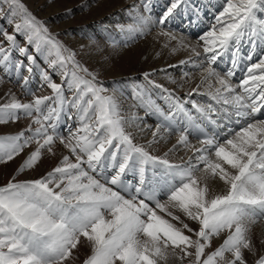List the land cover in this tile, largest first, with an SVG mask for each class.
Listing matches in <instances>:
<instances>
[{"label":"snow or ice","instance_id":"snow-or-ice-1","mask_svg":"<svg viewBox=\"0 0 264 264\" xmlns=\"http://www.w3.org/2000/svg\"><path fill=\"white\" fill-rule=\"evenodd\" d=\"M182 2L185 0H171L159 19L161 26ZM3 3L8 8L4 18L14 25V34L0 29L8 42L7 48L0 44V68L5 73L14 69L20 77L21 69L27 67L32 74L36 60L27 47H18L15 34L19 33L60 75L61 83L41 72V79L52 94L36 96L26 87L30 75L24 76L22 87L32 95L31 101L21 103L13 96L0 105V124L14 123L21 114L30 120L25 130L30 135L22 131L0 136V164L36 144L16 174L0 186V264H65L81 244V238L90 247L83 264H160L169 255L181 261L194 257L189 264H247L244 250L256 254L249 235L251 226L264 220V18L258 15L264 13V0H225L212 30L200 36L209 65L205 71L209 77L215 75L220 85L210 98L231 108H205L193 103L199 113V117H194L169 92L165 99L170 103L165 112L150 96L146 98L144 88L137 85L134 89V98L140 105L154 110L161 118L152 133L154 140L161 129L171 132L180 114L187 118L186 125L176 127L178 138L173 145L193 152L194 160L190 157L185 164L171 163L167 153L164 158L157 157L134 144L124 129L119 103L114 96L104 94L106 89L96 84L95 75L49 34L43 22L20 0ZM149 4L150 0L143 5L145 12L150 10ZM148 19L139 16L136 26L127 31L143 34ZM162 34L177 39L163 29ZM245 41L253 53L259 48L260 55L257 62L247 67V74L238 85L242 93H236L230 83L234 71L229 69L222 77L211 65L218 57L231 53L235 69ZM14 50L26 57L27 65L12 56ZM246 58L253 60L252 55ZM148 75L145 79L149 85L168 92L149 80ZM65 91L72 96L67 97ZM68 108L75 109L78 126L69 129L65 137L58 129ZM220 112L229 113L228 118L237 117L236 123L243 120V125L239 129L218 125L225 127L226 132L208 135L197 120L216 124L212 115ZM32 125L36 127L33 129ZM190 127L203 133V138L197 137L202 147L190 143ZM57 140L70 155H64L40 179L18 181L20 173L37 166L42 150L55 154ZM70 156L75 157L74 162ZM197 172L201 175L197 176ZM129 174L138 176V182L129 181ZM210 181L221 182L224 189L214 194L215 185ZM186 221L198 227H190ZM221 237L222 243L206 254L212 239ZM255 264H264V255Z\"/></svg>","mask_w":264,"mask_h":264},{"label":"rangeland","instance_id":"rangeland-1","mask_svg":"<svg viewBox=\"0 0 264 264\" xmlns=\"http://www.w3.org/2000/svg\"><path fill=\"white\" fill-rule=\"evenodd\" d=\"M154 1H157V3L159 4L157 6L160 7L158 10H155V8L154 10H152V7H154L153 3H155ZM20 2L25 5V7L33 16H35L39 21L43 22L45 27H47L49 34L54 36L57 41H59L67 49L74 53L75 59L83 67L87 68L90 73H93L95 75L96 84L106 89V92L104 94L115 97L120 106V115L123 118L124 129L128 134L131 135L134 144L139 145L138 141H140L142 144L147 146L149 152L154 151L152 153L150 152V154L164 158V153H167L166 158L171 163L183 164V162H180L178 160L179 152L173 150L169 151L170 149H173V145H176V141L174 140H177L178 132L176 131V127H180L179 125L174 126L171 132H164L163 129H161L160 134L167 135L169 137L166 140H163L161 143H159L160 139L157 142L159 143L157 145L145 143V140L147 139V136L150 135V132L153 133L154 131H156L157 125L161 122V118L155 113L154 110L140 105L139 101L134 98V89H136L137 85L144 88L146 98L150 96V98L155 101L157 105H159L165 112H167L168 104L170 103V101L163 99V96H165L166 93L170 92L175 97L174 93L177 92V89L188 90L184 86V84H186L187 82L191 84L193 77H199L198 74L202 73L205 70L204 68L208 66V64L204 61L203 62L205 64H200L201 61L199 60V63H197V65L194 64L195 62L192 60L193 63L191 62L192 65H190L191 67L188 70V73L186 72V75L181 78L178 77L179 74L177 71H171L168 70V68L166 69L167 71H159L155 69L159 68V65H168L174 60H181V58L193 57L194 60H197V58L192 55L194 54L192 49H194L195 47L196 50L197 46L203 43V41L200 40V36L212 30L213 25L216 24L217 15H219V13L223 10L225 0H185V2H182L177 7V9L174 10L173 15L169 17L168 22L163 26L159 24V19L163 16V13L167 11V8L170 7L171 0H150L149 11H151V13H149V11L145 12L143 7V5L145 3H148L149 0H20ZM98 8L103 10L98 11ZM0 9H2V13H0V29L7 31L8 34H14V25H10L7 19L4 18V14L8 13V8L3 3V0H0ZM107 10L110 11L107 12ZM208 10H210V13H206L209 17L206 21V19L203 18L202 15ZM141 15L149 18L148 25L144 29L143 34L141 35L140 32H128L127 29L130 26H136L138 17ZM258 15L264 18V13H258ZM175 17H178V19L182 23V27L184 28H188V21L182 22V17H185L187 19H195L194 21L196 22H194L193 26H189L193 27V34H195V36L193 37H195L196 40L192 39L191 37L188 38L186 35H184L186 32L184 31V29L179 31L178 33V30L181 29V25L178 22H174L172 18ZM207 22L209 23V25ZM204 28L206 29L203 30ZM162 29L164 32H170L172 35H176L177 39L171 40L167 38L163 40L164 44L162 43V40H156L155 43L158 44L159 47L153 45L152 48L150 46L149 49L139 57L141 63L145 65L144 68L140 69L141 71L123 64L120 58L124 55L123 53L129 51L134 46L141 45V43H144L147 39L149 40V38L151 40L155 39L156 36H164L162 34ZM15 36L18 47H27L29 52L34 55L36 63L33 66V72L31 75L28 73L27 67H24L21 69L20 77H17L14 69L10 73H5L3 68H0V105L9 102L10 98L13 96L21 103H28L31 101L32 95L27 94L25 88L22 87V85L24 84V76L30 75V79L26 87L32 93H35L36 96H47L52 94L51 89H49L47 85L42 81L41 72H47L52 77L55 83H61L60 75H58L55 71H53L51 67H49V64L45 60V58L38 55L32 45L27 44L25 37L19 33H16ZM179 39H181L180 41H182V44L178 43ZM246 43L244 45H248ZM0 44H2L5 48L8 47V42L4 39L2 34H0ZM245 51H247V49H245ZM242 52H240L241 57L239 58V60L241 63L246 62L247 65H245L243 69V72H245L248 65H250V62H257L259 56L256 58L254 57V54H251L254 61H249L246 57L243 56ZM257 53V55H260L259 52ZM147 54L149 57L147 56ZM227 55L228 53L225 54V57H227ZM248 55H250V53H248L247 56ZM12 56L16 60L22 61L24 65H27L26 57L21 56L18 50H14L12 52ZM182 61H184V59H182ZM228 61L231 62V54L228 55ZM231 64L232 63L227 64V66H229L228 69L230 68ZM213 65L219 68H214ZM213 65H211V67L214 69L215 73L219 74V76L222 75L223 77L227 72L222 61L217 60ZM197 66H199V68ZM183 69L185 68H180V72L182 71V74H185V71H183ZM232 70L235 72V69ZM145 73L149 74V80L154 81L155 84L161 85L164 89H167L168 92H164L161 90V88H156L152 85H149L148 81L145 79ZM106 74H108V76H106ZM189 74L193 77L189 76ZM81 75H83V73H81ZM85 78L90 79L91 77ZM240 78L241 76H239L238 79L231 78L234 79V81L230 80V83H232V85L234 86L236 93H242V89H240L238 87V84H236L237 81L240 80ZM243 78H241V80ZM206 80H210V84L208 87L214 90V92L216 88L220 87V85L217 83V77L215 75L208 77ZM174 81L183 85L179 86L178 88L177 85H174L176 84ZM154 89H156L158 92H156ZM65 95L67 97H71L72 93L65 91ZM226 95H229V93H226ZM180 98L181 97L179 96V100ZM193 103H196L205 108H207L208 105L212 106V103L222 104V102L217 103L213 99H211L210 101L209 98L208 100H205L201 95L197 96L195 99H192L191 105ZM222 106L226 107V105L223 104ZM187 108L188 107H186L185 109ZM191 110L194 109L191 108ZM188 111L193 116L199 117V113L197 115L196 113L191 112L190 109ZM69 116H71L72 118L69 119ZM220 116L221 118L219 119L218 115L217 120L224 121L226 125L227 123L223 119L224 116ZM236 120L237 117H234L230 121V123L234 124V122L236 123ZM199 121L200 123H202V125H204L202 120ZM220 123L223 125V122ZM243 123L244 121L241 120L239 126L241 127ZM29 124L30 120L23 117V115L21 114V118L14 123L9 122L7 124H0V136L16 135L22 131L25 132L26 136L30 135L29 132L25 131L28 128ZM77 126L78 121L76 119L75 109L68 108L67 112L62 117V122L58 131L63 136L67 137L69 129L75 130ZM35 127L36 125H32L33 129ZM220 131L223 130L220 129ZM144 132L146 136L144 135ZM211 135H213V133ZM190 140L198 143L197 137H191L189 141ZM171 144L173 145L171 146ZM35 148L36 144L33 143L29 145L28 148H25L21 152V154L19 156H16L13 160L7 162L6 164H0V186L8 183V181L16 174L17 168L26 159L28 154ZM53 151L55 154L51 155L46 150H42V158L38 162L37 166L33 169L20 173L16 177V179L18 181L40 179L49 171H51L55 166H57L60 159H62L64 155H70L68 150L60 144L59 140L56 141ZM70 159L73 162L75 161V157L73 156H70ZM200 167L203 168V165H201ZM196 175L200 176L201 173L197 172ZM127 178L132 183L138 182V176H134L133 174H129ZM210 182L215 185L214 188L218 189L219 192L224 189V185L221 182ZM176 214L181 216L183 215L178 211ZM161 215L163 214L161 213ZM186 222L189 223L190 227H198L191 221ZM173 223L176 222L173 221ZM262 226L264 227V220L257 221L256 224L251 226V230H253L250 231L249 235L252 236L251 239L256 249V254L253 255L244 250L247 264H255L256 259H259L260 256L264 255V244L261 243V240H264V228ZM255 227L256 229L258 227V230H256ZM251 233L254 235H251ZM186 234L190 236L192 235L191 233L187 232ZM222 239L223 237H221L220 239L213 238L211 247L205 250L206 254L215 250V248H217L222 243ZM259 253L260 255H258ZM89 254L90 247L87 245V242L84 240V238H81V244L78 245L76 250H73L72 258L66 261L65 264H83L84 259ZM226 256L230 258V254H226ZM193 259L194 257H188L181 261L177 257L169 255L168 260L161 261L160 264H189V261Z\"/></svg>","mask_w":264,"mask_h":264},{"label":"bare ground","instance_id":"bare-ground-1","mask_svg":"<svg viewBox=\"0 0 264 264\" xmlns=\"http://www.w3.org/2000/svg\"><path fill=\"white\" fill-rule=\"evenodd\" d=\"M155 2V1H154ZM153 5H154V7H152L153 9L152 10H154V8H155V10H158L160 7H157L159 4L157 3V1L155 2V3H153ZM99 9V8H98ZM103 9H99L98 11H102ZM105 11V10H104ZM108 11H110V10H107V12ZM133 12H135V11H133ZM97 13V12H96ZM149 13H151V11H149ZM206 13H210L209 11H207V12H205V13H203V15H202V17L204 18V17H207V15H206ZM121 14H122V12H121ZM125 14V13H124ZM103 15V14H102ZM111 17V16H110ZM94 18V17H93ZM95 18H97V17H95ZM112 18V17H111ZM184 20H190V21H194L195 19H187V18H185V17H182ZM101 19V18H100ZM106 19V18H105ZM109 19V18H108ZM173 20H174V22H178L180 25H181V21H179L178 19H177V17H175V18H172ZM206 21H207V18H206ZM208 23V22H207ZM194 24V22H192L191 23V26ZM208 25H209V23H208ZM207 25V26H208ZM101 26V25H100ZM124 26H126V25H124ZM191 26H189V27H191ZM97 27H98V25H97ZM148 29V28H147ZM184 29V28H183ZM182 29V25H181V29H179L178 30V33H179V31H181V30H183ZM205 29V28H204ZM203 29V30H204ZM126 31V30H125ZM184 31H186V30H184ZM193 32H194V29H193V27H191V28H189V30H188V32L186 31L185 32V34L184 35H186L188 38L189 37H191L192 39H195L196 40V38L195 37H193ZM128 33V32H127ZM155 33V32H154ZM189 33V34H188ZM181 34H183V33H181ZM126 35V34H125ZM138 35H139V33H138ZM142 35V34H141ZM174 35V34H173ZM176 36V35H175ZM195 36V35H194ZM128 37V36H127ZM130 37V36H129ZM136 37V36H135ZM178 37V36H177ZM180 37V36H179ZM148 38H149V36H148ZM152 38V37H151ZM168 37H164V36H156L155 37V39H151L150 40V38H149V40L147 39L144 43H141V45H139V46H134V47H132L129 51H127V52H125V53H123L124 55L122 56V57H120L121 58V61L123 62V64L124 65H127L128 67H132V68H134V69H137L138 71H141L140 69H142V68H144V64H142L141 63V61H140V56L143 54V53H145V51L146 50H148L149 49V47L151 46L152 48H153V45H156V46H158L159 47V45L158 44H156L155 42H156V40H158V41H161L162 40V43H163V40H165V39H167ZM181 38V37H180ZM181 39H179V41H180ZM95 42V41H94ZM184 42V41H183ZM186 42V41H185ZM191 42H193V41H191ZM91 43V42H90ZM115 43H117V42H115ZM171 43H173V42H171ZM246 43V41L245 42H243L242 44H241V46H240V50L242 49V50H244V48L246 47V46H248V45H244ZM95 44V43H94ZM164 44V43H163ZM162 44V45H163ZM186 44V43H185ZM189 44V43H188ZM192 44V43H191ZM194 44V43H193ZM103 45V44H102ZM106 45V44H105ZM190 45V44H189ZM196 45H198V44H196ZM195 45V46H196ZM161 46V45H160ZM184 46V45H183ZM185 46H187V45H185ZM192 46V45H191ZM203 43H201V45H199V46H197V49L195 50V52L193 51V53L194 54H192L193 56H195L196 58H197V60H194V58L193 57H191V58H181V60L180 59H178V60H174V61H172L170 64H168V65H159V68H154L155 70H159V71H165L167 68H168V70H173V71H177L178 72V77H183V76H185L186 75V72L188 73V70L190 69V65H192L191 64V62H192V60L195 62L194 64H197V63H199V60L201 61L200 62V64L201 63H203V64H205L204 62H206V58H205V54L203 53ZM155 47V46H154ZM175 47V46H174ZM178 47V46H177ZM176 47V48H177ZM181 47H182V45H181ZM190 47V46H189ZM194 47V46H193ZM192 47V48H193ZM165 48V47H164ZM185 48V47H184ZM183 48V49H184ZM167 49H169V48H167ZM166 49V50H167ZM194 49H195V47H194ZM180 50V49H179ZM185 50V49H184ZM186 50H187V48H186ZM193 50V49H192ZM257 50H259V49H257ZM161 51H162V49H161ZM165 51V50H164ZM189 51V50H188ZM258 51H256L255 53H253L254 54V57H256L257 56V53ZM196 53H199V55H197ZM247 54L248 53H250V52H246ZM252 54V55H253ZM154 55H155V53H154ZM147 56H148V54H147ZM184 56V55H183ZM189 56V55H188ZM244 56V55H243ZM249 56V55H248ZM107 57V56H106ZM149 57V56H148ZM161 57V56H160ZM241 56H240V51H239V58H240ZM245 57V56H244ZM165 58V57H164ZM173 58V57H172ZM222 62H223V65H224V67L226 68V59H227V57H225V55H223V56H220V57H218ZM138 59H139V61H138ZM145 59V58H144ZM166 59V58H165ZM182 59H184V61H185V63H181L182 62ZM218 60V59H217ZM242 60V59H241ZM110 61V60H109ZM138 61V62H137ZM151 61H153V60H151ZM156 61V60H155ZM204 61V62H203ZM254 61V60H253ZM193 63V62H192ZM231 63V62H230ZM229 63V64H230ZM165 64V63H164ZM218 64H219V62H218ZM238 64H239V67L240 68H244L245 67V65H247L246 64V62H244V63H241V62H238ZM155 65V64H154ZM198 65V64H197ZM194 66V65H193ZM196 66V65H195ZM231 66H232V64H231ZM198 68H199V66H197ZM209 67V65L208 66H206L204 69H207ZM180 68H185V69H183V71H185V74H182V71L180 72ZM201 68V67H200ZM192 69V68H191ZM203 69V70H204ZM232 69H233V67H232ZM236 69V68H235ZM202 70V71H203ZM149 71V70H148ZM147 71V72H148ZM167 71V70H166ZM221 71V70H220ZM141 73V72H140ZM151 73V72H150ZM166 73V72H165ZM165 73H164V76H165ZM192 73H194V72H192ZM192 73H190V74H192ZM245 74H247V70L244 72ZM146 74V73H145ZM174 74V73H173ZM189 74V76H192V75H190ZM197 74V73H196ZM223 74V73H222ZM199 75V77H197V78H199V79H197V78H195V77H193V80H192V82H191V84L189 83V82H187L186 84H184V86L188 89V90H180V89H177L176 91L177 92H172V93H174V95H175V97H178L179 98V96L181 97L180 98V102L184 105V107L186 108V107H191L192 109H194L193 107H192V105H191V102H192V99H195L197 96H199V95H201V96H203L204 97V99L205 100H208V98L210 99V101H211V98H210V94H212V93H214V90H212V89H210L208 86H209V84H210V80L209 81H207L206 79L209 77L208 75H207V72L204 70L202 73H200V74H198ZM225 75V74H224ZM106 76H108V74H106ZM187 76H188V74H187ZM222 76V75H221ZM239 76H242L241 75V72H239V71H236V72H234V76L232 77V78H234V79H238V77ZM123 77V76H122ZM126 77V76H125ZM155 77H157V76H155ZM177 77V76H176ZM205 77H207L206 79H205ZM108 79V78H107ZM117 80V79H116ZM202 80H203V82H202ZM214 80H215V78H214ZM167 81H168V79H167ZM207 83H206V82ZM212 81V80H211ZM175 82V81H174ZM161 83H162V81H161ZM176 84H174V85H177L178 86V88H179V86H182L183 84H180V83H177V82H175ZM216 83V82H215ZM197 85H199V88H197ZM205 85V86H204ZM212 85V84H211ZM213 86V85H212ZM219 86V85H218ZM170 87V86H169ZM216 87V86H215ZM194 89H196V91H193ZM169 93V92H168ZM168 93H166L165 94V96H167L168 95ZM214 105V107H215V109H221L223 106H222V104H213ZM224 108V107H223ZM229 108H231L230 106H229ZM195 110V109H194ZM234 111V110H233ZM182 115V114H181ZM219 119L221 118V116L220 115H222V116H224L227 120H225L226 121V125L228 126V127H231V128H233V129H239L240 128V126H239V124L240 123H235L234 122V124H231L230 123V121L235 117L234 115H231L230 116V118H228L229 117V113H227V112H220L219 114ZM218 115L217 114H213L212 115V119L213 120H217V117H218ZM182 119H183V122L185 123V125L187 124V118L186 117H184L183 115H182V117H181ZM205 121H207V122H209L208 120H205ZM221 121V120H220ZM209 124L211 125V127H210V132H212L213 134L214 133H224V132H226V128L224 127V129H222L221 127H218V125H216V124H212V123H210L209 122ZM220 129H222L223 131H220ZM147 130V129H146ZM199 129H196L195 127H190L189 128V133H190V135H189V139L192 137V136H197V135H199V133H201L200 131H198ZM154 131V130H153ZM204 132L206 133L207 132V129H204ZM211 133V134H212ZM167 134V133H166ZM144 135H145V132H144ZM146 136V135H145ZM163 137V139H161L160 137ZM177 136V135H176ZM167 138H169L167 135H162V134H158L157 135V137L155 138V140H154V138H153V136H152V132H150V135L149 136H147V139L145 140V143L146 144H149V141H153L154 140V142L151 144V145H157V144H159V143H161L163 140H166ZM178 138V137H177ZM159 139H160V141H159ZM220 139H221V141L224 139V136L223 135H221L220 136ZM159 141V143H157ZM174 141H176L177 142V140H174ZM173 141V142H174ZM190 143L194 146V147H196V148H199V147H202L200 144H199V142L197 143V142H194V141H191L190 140ZM138 144L140 145V146H143L147 151H149V149L147 148V146H145L144 144H142L140 141H138ZM173 144H171V146H172ZM170 146V147H171ZM173 151H177V152H179V154H178V160L180 161V162H183V164L184 163H186L188 160H189V158L190 157H192L193 158V160H194V154H193V152L191 151V150H189V149H185V148H183V147H177V148H173L172 149ZM151 153L152 152H154V151H150ZM160 152V151H159ZM156 154V153H155ZM162 154V153H161ZM165 154V153H164ZM164 157V156H163ZM178 161V162H179ZM201 166V165H200ZM199 176V175H198ZM210 184H212V182H210ZM220 188V187H219ZM222 189V188H221ZM216 192H219V190L218 189H215L214 188V194L216 193ZM262 225V224H261ZM260 225V226H261ZM263 227V226H262ZM264 228V227H263ZM255 229H256V227H255ZM253 230V229H252ZM251 230V231H252ZM256 230H258V227H257V229ZM264 230V229H263ZM264 232V231H263ZM253 233V232H252ZM251 233V235H254V234H252ZM260 233V232H259ZM256 236V235H255ZM250 237H252V236H250ZM220 239V238H219ZM216 241V240H215ZM256 241V240H255ZM214 247V246H213ZM247 251V250H246ZM259 251V250H258ZM260 252H262V251H260ZM244 254H245V252H244ZM248 254V253H247ZM258 255H260V253L258 254ZM248 256V255H247ZM253 257V256H252ZM258 257V256H257ZM255 258V257H254ZM257 260V259H256ZM172 262H174V261H172ZM169 263V262H168ZM177 263H178V261H177ZM179 264V263H178Z\"/></svg>","mask_w":264,"mask_h":264}]
</instances>
